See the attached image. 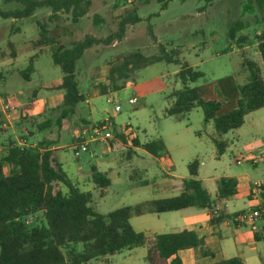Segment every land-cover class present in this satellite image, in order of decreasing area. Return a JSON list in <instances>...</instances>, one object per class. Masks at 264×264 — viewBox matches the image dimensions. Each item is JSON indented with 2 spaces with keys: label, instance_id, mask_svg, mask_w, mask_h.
Returning <instances> with one entry per match:
<instances>
[{
  "label": "rangeland",
  "instance_id": "374dc122",
  "mask_svg": "<svg viewBox=\"0 0 264 264\" xmlns=\"http://www.w3.org/2000/svg\"><path fill=\"white\" fill-rule=\"evenodd\" d=\"M261 2L263 1L93 0L90 13L77 27L70 20V15L62 14L60 21L50 20L52 12L48 8L39 10L32 18L5 19L1 13L20 10L23 6L17 2L0 0V99L10 95L15 104L16 101L22 100L25 103L27 97H31L38 90L40 96L49 98L51 104L63 106L62 93L50 95L51 93L44 88L51 86L63 76L61 69L54 64L53 50L57 47L67 48L74 42L95 36L102 44L89 50L77 65L80 90L90 103L80 104L76 114L70 118V125L68 120L62 130L57 124L45 131H41L36 125L28 124L23 127L24 137L29 144L45 139L59 140L56 147L60 149L55 152L59 167L81 191L92 194V207L101 215H107L120 208L136 206L155 196L158 198L172 196L171 192H164L163 185H173L175 182L174 178L165 177L168 168L165 162L157 161L142 150H137L129 157L130 152L120 146L117 139L114 146L95 142L90 145L89 152H81L77 157L74 152L77 140H74L71 124L81 119L91 124L106 122L108 131L114 134L115 131L128 126L134 137L144 142L171 134L174 126L179 124L173 118L165 116V109L174 102L169 95L174 89H178L175 86V72L180 70V66L162 62L133 75L137 83H146L147 86H152L154 83L151 81L163 77L161 81L168 87L167 95L156 93L142 100L135 94L133 88L99 95L97 88L106 79L114 58L122 53L134 51H141L147 56L159 55V46L164 45L167 51H176L177 59L181 63H186L203 73L204 77L195 86L215 83L232 72L242 83L244 77L249 75L248 69L244 66L246 61L257 63L264 74V63L259 51L260 37L264 33V8L260 6ZM135 12L143 22L128 25L125 37L119 40L116 35L120 23ZM38 23L47 29V37L57 40L54 46L34 47L33 41L41 39ZM149 29H152L155 40L149 35ZM233 31L234 39L231 37ZM108 39H111L109 44L106 43ZM31 59L34 60L35 72L29 74L31 81L28 82L23 73H27ZM147 90L153 89L148 87ZM109 99H114L116 103H109ZM130 99H134L135 104L131 105ZM116 105L121 106L120 112L115 111ZM261 113L264 112L247 117L243 127L231 131L225 137L227 148L223 156L210 157V160H204L203 157L205 164L201 166L202 178L217 179L205 182L208 189H211L212 184L216 185L220 178L231 177L244 167L250 170L254 180H263V161L259 163L258 169L253 168L251 164L238 166L234 163V158L248 150L254 149L256 156L261 154L264 142V114L260 115ZM48 115V119L56 120L59 111ZM203 117L200 108L194 109L191 113L194 127L204 132L206 124ZM9 122L6 128L5 122H1L0 136L4 137L12 127L16 129L17 121ZM28 132H32L33 135L30 136ZM167 138L170 146L180 147L179 143L182 142L177 141L181 138L172 136ZM2 143L3 141L0 142V147L4 145ZM175 166L174 175L178 177L188 175V165L178 162ZM92 167H98L111 180V186L104 190V196H101L102 190L91 180ZM179 215L169 213L163 216L159 223L166 227L171 224L172 218L177 219ZM146 221L148 219L135 221L133 225L135 230L138 231L139 226ZM28 222L30 225H39L40 218L32 217ZM145 256L144 248L135 249L132 253L124 250L110 258V262L93 261L91 264H148Z\"/></svg>",
  "mask_w": 264,
  "mask_h": 264
},
{
  "label": "trees",
  "instance_id": "16d2710c",
  "mask_svg": "<svg viewBox=\"0 0 264 264\" xmlns=\"http://www.w3.org/2000/svg\"><path fill=\"white\" fill-rule=\"evenodd\" d=\"M128 1V0H127ZM260 6L264 8V0ZM23 6L20 10L1 13L5 19H27L48 8L52 14L50 20L60 21L61 15H70L73 24H78L91 11L93 0H7ZM143 22L136 14L124 18L116 35L122 40L128 25ZM41 39L33 41L35 48L51 47L56 39L47 37L48 31L42 24ZM242 28V26H240ZM149 35L156 39L152 29ZM232 39L235 33H231ZM46 38V39H44ZM106 43H111L108 39ZM102 41L94 36H88L82 41L74 42L70 47H57L52 58L55 66L63 73L61 85L57 90L64 92V103L59 109L57 119L47 118L40 122L37 119L26 121L36 125L41 131L51 129L57 124L59 129L64 120L76 114L77 108L87 98L80 90L77 65L86 53ZM156 44V43H155ZM10 46L13 45L11 44ZM160 54L147 56L141 51L126 53L114 58L106 77L107 84L97 88L100 95H108L125 89L133 82L137 72L162 62L174 63L180 66L175 81L182 89L173 92L170 98L173 104L167 108L166 116L183 121L194 109H202L204 122L212 123L215 128L213 142L219 155H224L227 142L224 137L233 130L240 129L245 124V118L250 113L264 108V78L257 63L246 61L248 69L247 84L239 87L237 108L221 113V104L205 101L198 90L191 85L204 77L186 63L177 59L176 51H167L164 45L159 46ZM259 51L264 63V33L260 37ZM14 52V48H13ZM15 53V52H14ZM15 55V54H14ZM34 71V60H30L27 73H23L28 81ZM1 124V122H0ZM103 124V123H100ZM115 134L126 144L128 139L121 129ZM33 133L30 132V136ZM3 142L0 152V264H89L104 260L124 250H133L146 246L148 264H181L178 255L181 251L201 249L203 256L212 254L204 251L205 242L194 231L156 235L147 237L136 232L131 224L134 217L146 214H164L182 211L188 208L212 209L214 203L211 196L197 180L199 162L189 165L190 177L183 182L181 195L162 200L146 201L136 206L115 210L107 215H101L92 207L93 196L83 192L73 184L67 174L59 167L51 144L40 142L37 146L29 144ZM77 141H75L76 143ZM2 143V144H3ZM134 147L142 148L154 157L162 155L166 146L161 139L141 144L138 139L132 141ZM92 182L102 190L111 186L107 174L92 167ZM237 192V181L233 178H222L218 183L217 202L222 203L233 197ZM32 217L40 218L39 225H30ZM229 217L213 218L211 224H217ZM175 257L173 261L171 259ZM216 264H244L240 258H231Z\"/></svg>",
  "mask_w": 264,
  "mask_h": 264
},
{
  "label": "crops",
  "instance_id": "0c3cea01",
  "mask_svg": "<svg viewBox=\"0 0 264 264\" xmlns=\"http://www.w3.org/2000/svg\"><path fill=\"white\" fill-rule=\"evenodd\" d=\"M75 25L78 27L79 23ZM122 54H126V53H122ZM34 72H35V67H34ZM178 72L179 70L175 72V76ZM262 76L264 78L263 73ZM158 78L159 79L151 81V83L152 82L154 83L152 86H147L146 83H139V82L137 83L136 80H134L133 82L128 83L125 89L133 88L135 94L142 100L156 93L167 95L166 90L168 89V87L163 81H161L163 77H158ZM248 78L249 75L245 76L241 83L239 82L237 75H233L232 72L215 83H205L197 86L193 84L191 86L198 90L200 96L205 101L220 103L221 113L224 114L232 110H235L237 108L238 99H239V87L247 84ZM0 79H1V75H0ZM62 79L63 76L61 77V79L54 82L51 86H45L44 87L45 90L50 92L51 93L50 95H53L55 93L56 95H58V93H62L64 97V92L57 90V87L61 85ZM29 81H31V77L28 80V82ZM107 83L108 82L106 79L101 82V84H107ZM96 85L98 84L96 83ZM175 86L178 87V89H174V92L182 89V85L180 83L176 82ZM148 87H151L153 90L152 91L147 90ZM167 97L168 96H166V98ZM3 98L5 99L4 100L5 103L9 104L10 106L16 109L12 113L10 119L12 121L14 120L17 121L16 123L17 127L15 126L16 129L12 127V129L9 131L8 134L4 135V137H2V135L0 136V139H2L3 142H7V143L10 141L19 143L21 141L20 139L25 135L23 133L25 131L23 127L24 125H28L26 121L31 119H37L40 122L41 121L44 122L46 121L47 116H49L48 115L49 113H51L55 109H59L62 107L59 104L56 105H53V103L51 104V102H49V98L40 96L38 90H36L31 97H27L26 99L27 101L25 103L22 100L21 102L16 101L15 104V102L13 101L10 95L4 96ZM58 100H60V98ZM85 102L88 104L90 103V100L87 99ZM167 108L169 107L167 106L165 111L167 110ZM260 112H264V108L255 111L253 113H250L249 115L246 116V118ZM191 113H189V115L183 121H177L175 118H173L179 125L174 126V129L171 134H167L166 137L161 135L160 138H158L164 142L166 146L165 152L158 157H154L151 155L157 161L165 162L166 166L168 167L167 173H165V177L167 178L168 176H170L175 179L173 185H163L164 192L165 193L171 192L172 196H164L162 198H158L155 196L154 198H151L150 200L147 201L170 199L181 195V193L183 192V182L184 180L190 177V173L188 171L187 176H181V177L174 175V173H176L175 164L179 162L181 164L188 165L189 167L191 163H193L194 161H198L199 171H198L197 180L202 182L203 186L210 194L212 202L213 203L215 202L212 209L188 208L182 211L171 212L180 215L177 217V219L172 218L171 224H168L166 227L163 223H159V222L161 221V218L163 216L169 213L146 214L143 216L134 217L131 219V224L133 226L135 221L148 219L149 223H147L148 221H146L143 225L139 226L138 231L135 230L133 226L136 232L143 233L147 237H153L156 235H163V234L181 233L183 231L196 232L198 236L201 239H203L205 242V246L203 247V250L211 253L212 255L203 256L201 249H196V250L190 249V250L181 251L178 255L181 264H216L231 258H240L244 262V264H264V230L253 231L250 226L248 225L240 226L234 220L238 214L244 211L251 210L258 206H262V205L264 206V178L263 180L260 181L254 180L250 170H248L246 167L240 169L238 173L233 174V176L231 177L230 176L222 177V178L235 179L237 181V192L235 195H233V197L225 200L222 203H218L217 194H218V183L220 180L217 181L216 185L212 184L211 189H208L205 186V182L216 181L217 179L216 177L203 179L201 175V166L202 164L203 165L205 164V162L203 161V157L204 160L206 159L210 160V157H216V156L221 157L219 155L216 144L212 140L213 137H215V128L212 123L210 124L205 123L206 124V127L204 128L205 134L202 130L199 129L197 130L194 127V124L191 120ZM262 114L264 113H261L260 115ZM68 120H69L68 123L70 125L71 121L70 119ZM68 120H64V122L62 123L61 130L63 129L64 124ZM5 121H6V117L2 112V104H1L0 122L4 123ZM254 121L255 119H253V123H255ZM91 125H95V124H91L83 119H81L79 122L72 123L71 128L73 129L72 133L74 140L81 129ZM28 134L30 135V132H28ZM169 136H172V138H181L177 141V142H182L179 143L180 147H177L176 145L175 147L170 146L167 140L168 139L167 137ZM225 137L223 138L224 141H225ZM116 139L119 141L120 146H122L124 149L130 152L128 155L129 157H132L137 150H142L146 152L142 148L134 147L132 145V142H128V144L124 143L117 135H115V138L111 140L108 144H105V146L108 145L114 146ZM135 139H138L141 142V144L148 143L141 141L136 136L134 137L133 140ZM42 141L43 140L37 141L33 143V145L37 146ZM46 141L51 144L50 150L54 151V156H55V152L60 149L59 147H56V144L59 142V140L56 141V140L45 139L44 142ZM262 143H263V148H262V152H260L261 154H258V156H256L254 149L248 150L244 153H240L239 156L234 158V163L237 164L238 166L251 164L253 168L258 169L259 163L261 161L264 162V142ZM213 146H215L214 148L217 149L216 151L213 149ZM1 149L2 148L0 147V152ZM240 159H243V161L239 164L238 160ZM97 169L99 170L98 167ZM141 185L144 184L141 183ZM257 186H260V189H258ZM214 217L215 218L229 217V218H226L225 220L217 224H211V220ZM138 218H143V219L138 220ZM168 230L170 232H167ZM141 248L146 249V256H147L148 253L147 247L144 246ZM134 250L135 249L128 251L129 253H132ZM110 258H113V256L108 257L104 260H99L98 262L101 263L110 262L111 260ZM174 259L175 257H173L171 261H173Z\"/></svg>",
  "mask_w": 264,
  "mask_h": 264
},
{
  "label": "built area",
  "instance_id": "2783aa9c",
  "mask_svg": "<svg viewBox=\"0 0 264 264\" xmlns=\"http://www.w3.org/2000/svg\"><path fill=\"white\" fill-rule=\"evenodd\" d=\"M0 102L2 104V112L7 118L4 124L6 128L8 126V123H10L9 121L11 119L12 113L16 109L10 106L9 104L5 103L3 98L0 99ZM134 102V99L129 100V103L131 105L134 104ZM109 103L115 104L116 101L114 99H109ZM115 111L120 112L121 106L116 105ZM108 130L109 127L106 122H104L103 124L87 126L81 129L77 137L75 138L77 140V142L75 143L76 145L74 147L75 155L79 157L81 152H89V146L91 143L97 142L103 143L104 145L108 144L111 140L115 138V134ZM121 131L129 142L133 141L134 135L132 130H130L128 126H124ZM19 145L24 147L27 146V143L26 141H20ZM242 161L243 159H240L238 160V163L240 164ZM257 188L260 189V186H257ZM234 220L240 226H250L253 231L264 230V206L262 205L251 210L244 211L238 214Z\"/></svg>",
  "mask_w": 264,
  "mask_h": 264
}]
</instances>
